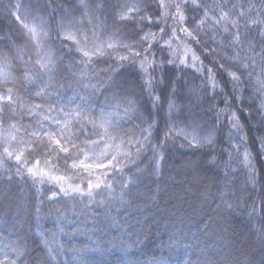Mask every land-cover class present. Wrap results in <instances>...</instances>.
Returning a JSON list of instances; mask_svg holds the SVG:
<instances>
[{
  "label": "trees",
  "instance_id": "1",
  "mask_svg": "<svg viewBox=\"0 0 264 264\" xmlns=\"http://www.w3.org/2000/svg\"><path fill=\"white\" fill-rule=\"evenodd\" d=\"M85 2L90 15L84 14L79 0H52L51 6L50 0H0V67L25 104L40 105L32 114L17 108L2 127L23 125L16 135L26 140L33 139L31 130L43 134L63 129L72 139L79 137L78 146L95 149L88 152L99 157L92 163L108 158L100 153H111L104 141H113L93 136L100 143H89L80 134L86 125L85 132L92 135L89 121H108L112 135L126 144L139 141L143 148L137 153L133 147L131 158H121L122 171L108 181L113 185L111 192L98 190L100 194L89 201L87 196L64 195L57 181L44 177L42 183H34L27 174L26 168L39 160L40 168L66 178L65 187L81 182L72 176L75 171L83 177L81 170L71 169L70 162L43 147L46 136L39 145H21L22 159L27 160L21 165L22 177L15 176L14 157L0 168V260L16 264H264V91L257 83L264 81V44L256 26H251L255 51L247 44L231 47L223 21L214 32L216 17L211 12L200 43L177 30L171 47L161 48L176 20L162 21L157 0H99L104 5L99 10L97 0ZM204 2L242 4L245 9L252 4L255 7L246 12V18L264 19V0ZM166 3L174 5L176 0ZM121 11L134 19L121 21ZM17 15L37 28L36 40L23 32ZM194 15L202 16V12L189 11L190 27H194ZM41 19L50 22L47 37L39 28ZM61 20L78 38L86 35L89 48L94 43L102 45L106 54L93 56L87 66L79 63L78 57L86 58L69 50L71 42L57 38ZM160 28H165L160 44L151 42L155 72L151 63L142 71L140 58L133 64V53L122 45L142 43L136 36L141 29L159 37ZM37 41L42 48L36 47ZM109 42L115 47L108 48ZM45 49L55 57L51 75L38 72L35 63L37 52ZM193 54L199 59L193 60ZM121 55L130 59L120 60ZM244 63L251 75L243 76L234 88L229 72L235 70L234 64ZM12 86L0 84V92ZM78 112L85 114L83 120L75 116ZM69 113L72 124L65 128ZM233 120L240 125L239 132ZM149 124V132L144 133ZM193 137H210L212 143L198 146ZM5 170L13 174L11 180ZM109 171L97 173L102 184Z\"/></svg>",
  "mask_w": 264,
  "mask_h": 264
},
{
  "label": "snow or ice",
  "instance_id": "2",
  "mask_svg": "<svg viewBox=\"0 0 264 264\" xmlns=\"http://www.w3.org/2000/svg\"><path fill=\"white\" fill-rule=\"evenodd\" d=\"M51 3L52 0H50L49 6H51ZM79 4L82 8L85 9V15L91 14L89 11V5L85 2V0H79ZM95 7L99 10L102 9L104 5L100 3L99 0H97ZM130 7L131 9H134L137 12L140 11V8L136 5H131ZM157 7L163 10L159 14L161 15L162 21L165 24H167L168 19L176 20V24L170 26V39L164 41V44H160V40L163 39V36L165 34V28H160L161 35L159 37L154 32H143V30L141 29L140 32L136 33V36L139 37V40L142 43L122 45L124 48L129 49L133 53V56L131 58V62L133 64L136 63V58H140V68L142 71L145 68L146 64L151 63L153 65V74L155 72V60L154 54L151 51V42L160 44L161 48H163L164 45H167L170 48L171 38H174L176 36L177 30H179L183 32L187 37L191 38L192 40H195L197 43H200V32L204 30L206 22L212 18L209 16L210 12L213 16L216 17L212 25L214 32L219 31L218 26L221 24L222 21L225 22V25L223 26V32L227 34L225 36V39L230 42L231 47L247 44L252 51H255V47L253 45V40L255 38L251 36V26H256L257 35L260 37L261 43L264 44V19H260L259 16H257V18H251L250 16L246 18V12L251 13L252 8L255 7V5L249 4L245 9V6L242 4H231V6L229 7L227 3H220L210 6L209 4L205 3L204 0H176V3L174 5L166 3V0H157ZM238 8L242 10H237ZM261 9L262 11H264V2H262L261 4ZM190 10L193 13L202 12V16H192V25H194V27H190L188 24ZM231 16H235L236 18L230 19ZM93 18L98 19V17ZM119 18L121 21L134 19L133 17L129 16L127 11H121L119 13ZM53 19H55V16H53ZM16 20L18 22H21V28L23 32L30 34L31 38L33 40H36L37 36L40 34L37 32V28L35 26L30 25L27 22L26 17H21L17 15ZM148 22L152 23L153 21L151 20V18H148ZM157 23H160V21H157ZM229 24L231 25L232 29H235V31L230 30V28L227 26ZM242 25L243 31H241ZM39 28L45 37L50 34L49 31L45 30L46 28H50L49 21L41 19L39 22ZM56 35L58 39L71 42V47L69 49L70 51L74 49L77 53L80 54V57L86 58H77L79 60V63L84 64L85 66L91 63L93 56L106 54V50L102 45L94 43L93 46L89 48L87 36L85 35L82 38H78L77 32L72 31L69 25L65 24L63 20H61L59 24V28L57 30ZM144 43H147V49L144 48ZM65 46L67 47L68 45ZM107 46L108 48L115 47V45H113L111 42H109ZM36 47L38 49L42 48V42L37 41ZM188 50L189 49L186 48V52ZM210 51L214 50L210 49ZM144 52H148V55H144ZM150 57L153 58L150 60ZM262 57H264V49H262ZM54 59L55 57L51 50L45 49L42 52L38 51L37 60L35 62L38 65L37 71H43L45 74L51 75L52 71L54 70ZM128 59H130L129 56H120V60ZM192 59L198 60L199 58L196 57L195 54H193ZM168 62L172 63L173 61L168 60ZM180 63L184 64L185 60H180ZM223 66L224 65H221V67ZM111 67L115 69L120 67V65H112ZM193 67H195V65H193ZM233 67L235 70L229 72V77L233 82L234 88H238L239 85L242 83L241 78L246 74L249 76L251 75L250 73L246 72V69L249 67V65L247 63L234 64ZM206 71L211 74L213 70L211 68H208L206 69ZM35 74L36 73H33V75ZM28 76L29 74L26 72L25 78L27 79ZM209 80H212L211 75H209ZM9 83H13V86L6 87L4 92H0V168H2L4 164H6L7 160L12 159L14 157L17 165L15 176L22 177L23 173L21 171V165L26 164L27 160L26 158L22 159V157H24V149L21 147V145H39L42 143L43 137L46 136L47 141L43 143V147L49 149L53 154H57L58 158L63 159L66 164H69L70 162L71 169L81 170L84 175L83 177H79L77 172L74 171L72 173V176H77V178L80 179L81 182L76 184L68 183L65 187L62 183L66 179L64 176L52 175L49 171L40 168V161L36 160L34 162V167L26 168L27 174L33 177L34 183H42L43 178L47 177L48 179L57 181V183L60 184V191L64 195H72L73 198H75V196H87L89 201L94 200V195L100 194V191L98 190H107L108 192H111L113 190V185L111 183H108V181L114 178L115 173H119L122 171V169L119 167L121 163V158H131V148L133 147H135L136 152L139 153L143 148V144L139 141H137L136 144H132L131 141L127 142L126 144L125 141H123L120 137L112 135L113 129H111V126L108 121H101L99 124L94 121H89V123L92 124V129H89L88 131H90L92 135H88L85 132V128L87 127L86 125H82L80 130V134L84 135L85 139L89 143H91L92 145H97L100 143V139H93V136L97 138L108 136L109 139L113 141L112 144H109L107 141H104L106 148L112 149L111 153H100L101 156L107 155L108 158L103 162L92 163L89 161L92 159L98 160L99 157H90L88 155V152H94L95 149H86V147L78 146L76 140L79 137H76V139H72L70 135H65L63 129L58 132H47L43 134L40 132L39 129H35L30 131V136L33 139L26 140L23 137H18L16 133L19 132L20 128L23 127V125H20L18 127L16 123H11L8 124L7 127H2V125L6 123L8 119H10L9 114L15 115V113L17 112V108H26L28 113L32 114L36 109L40 108V105L25 104L21 100L18 92L15 90V85L14 82L11 81V77L3 71V67H0V84L7 86ZM257 83L259 85L260 90L264 91V81H257ZM212 87H216L215 81L212 82ZM37 95H40V93H37ZM262 108H264V105H262ZM67 116L68 118L63 121L65 128L72 124L73 114L69 113L67 114ZM75 116L78 117L79 120H83L85 118V114L79 112L76 113ZM44 119H48V117L45 116ZM54 123L60 124L61 122L54 121ZM233 125L236 131L239 132L240 125L234 120ZM150 128L151 124H149V128L144 129V133L149 132ZM96 129H100V131H96ZM25 131L28 132L29 130L25 129ZM147 138L148 137L145 136V139ZM193 139L196 140L195 137H193ZM116 141L119 142L117 143ZM189 142L191 143L192 141ZM205 143L211 144V138L204 137L199 140H196V144L198 146H203ZM69 145L71 146V148H75L78 154H72ZM125 147H128L127 151H125ZM59 153H62L63 156L59 157ZM81 155L83 156L82 159L80 158ZM45 159L47 160V157ZM245 159H247V154L245 155ZM100 169H110V171L104 176L103 184L101 182V176L97 175ZM12 175L13 174H10L7 170H5V177L8 180L12 179ZM69 179H71V177H69ZM85 180L86 184L84 183ZM124 186L126 187L127 185ZM54 197L55 193L53 194V197L50 198ZM0 264H16V262L15 260L4 259L0 260Z\"/></svg>",
  "mask_w": 264,
  "mask_h": 264
}]
</instances>
